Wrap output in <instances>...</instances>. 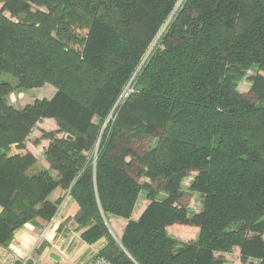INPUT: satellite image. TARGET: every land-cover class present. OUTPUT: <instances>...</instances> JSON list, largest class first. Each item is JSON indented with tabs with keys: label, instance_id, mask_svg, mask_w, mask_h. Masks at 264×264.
<instances>
[{
	"label": "trees",
	"instance_id": "obj_1",
	"mask_svg": "<svg viewBox=\"0 0 264 264\" xmlns=\"http://www.w3.org/2000/svg\"><path fill=\"white\" fill-rule=\"evenodd\" d=\"M0 3V247L70 198L82 240L114 264H224L235 249L264 264V0ZM47 85L50 99L11 102ZM45 120L41 167L27 141ZM189 179L199 213L180 202ZM110 218L128 222L120 240Z\"/></svg>",
	"mask_w": 264,
	"mask_h": 264
},
{
	"label": "rangeland",
	"instance_id": "obj_2",
	"mask_svg": "<svg viewBox=\"0 0 264 264\" xmlns=\"http://www.w3.org/2000/svg\"><path fill=\"white\" fill-rule=\"evenodd\" d=\"M2 4L0 3V7ZM257 74V71L255 69L249 71L247 73V77L241 82L239 86V91L243 94H247L252 87V81L249 79L250 77H253ZM55 89L47 85L44 88L36 89L32 91H28L26 93L22 94H14L12 95L11 102L18 108H22L28 103H31L35 99H42L47 98L50 99L54 95ZM54 122L51 121H43L41 122L38 127L33 131L32 135L29 137L27 141V148L28 150L37 157L39 160V165L41 167H48V164L46 162L45 157V150L48 147V142L44 141L41 143L40 146H37L35 144V141L41 137V130L45 129L47 131H51L53 129ZM155 142L149 141V140H143L136 144V151L142 152L144 150H148L151 146H154ZM140 183H150L148 179H138ZM154 186H156V183H152ZM190 185V179L187 180L184 183V195L181 198L180 202L183 206H186L190 213H199L201 211V198L200 196L196 194H192L189 190ZM60 191V190H58ZM71 200V199H70ZM66 203V201L64 202ZM63 203V205H64ZM68 205V204H67ZM64 206V208L59 210L60 212H64L63 219L68 220L70 216H73V218H70L67 223V229H66V236L67 240H70L72 243V247L75 248L74 252L71 250L69 252L68 257V264H88L91 260L98 257V252L102 245L104 244V241H101L96 244H87L85 243L81 238V231L77 229V226L74 223V215L78 209V206L75 202H73V205ZM149 202L146 197V192H143L139 198V201L137 203V207L135 209V212L133 214V220H139L140 217L145 212L146 208L148 207ZM57 214V215H58ZM127 220L120 219V218H110L108 220V225L110 230L113 233V236L120 240L122 238L124 229L127 225ZM169 233L172 235L173 238H175L177 241L180 242H192L195 241L198 237V229L195 227H186V226H176L169 229ZM81 247H83L81 249ZM79 250L83 251V255L78 258L77 253ZM220 257V256H218ZM222 259H224V264H243L241 261V255L240 251L235 249L232 253L226 254L222 256ZM253 264H258V262L254 261Z\"/></svg>",
	"mask_w": 264,
	"mask_h": 264
},
{
	"label": "crops",
	"instance_id": "obj_3",
	"mask_svg": "<svg viewBox=\"0 0 264 264\" xmlns=\"http://www.w3.org/2000/svg\"><path fill=\"white\" fill-rule=\"evenodd\" d=\"M53 124L55 129L56 125ZM60 194V191H56L51 195V200L56 201ZM71 204L73 205V202L67 198L61 208ZM1 211L0 208V213ZM64 214L60 212L51 222L38 218L18 230L8 249L0 247V264H21V261L27 259L29 264H57L63 255L68 258L69 252L71 250L74 252L76 249L72 247L71 241L66 239L65 234L68 228L66 222L73 216L67 218L65 222ZM82 255L83 251L79 250L78 258Z\"/></svg>",
	"mask_w": 264,
	"mask_h": 264
},
{
	"label": "built area",
	"instance_id": "obj_4",
	"mask_svg": "<svg viewBox=\"0 0 264 264\" xmlns=\"http://www.w3.org/2000/svg\"><path fill=\"white\" fill-rule=\"evenodd\" d=\"M21 264H29L28 259L21 261ZM57 264H68V258L66 255L61 257V260ZM91 264H114L109 259L105 257H97L95 258Z\"/></svg>",
	"mask_w": 264,
	"mask_h": 264
}]
</instances>
